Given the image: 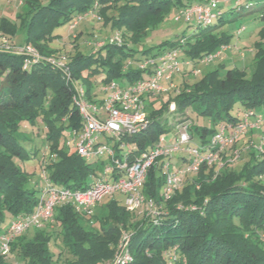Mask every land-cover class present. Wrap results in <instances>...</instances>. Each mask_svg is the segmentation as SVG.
Here are the masks:
<instances>
[{"label":"trees","instance_id":"1","mask_svg":"<svg viewBox=\"0 0 264 264\" xmlns=\"http://www.w3.org/2000/svg\"><path fill=\"white\" fill-rule=\"evenodd\" d=\"M46 2L24 0L27 10L21 28L25 39L19 46L33 47L42 60L25 68V56L0 52V234L16 217L32 213L37 204L43 185L28 186L31 175L25 164L41 166L57 188L83 192L96 179H102L94 170L104 165L103 160L85 161L66 145L83 126L74 99L75 87H86V96L96 104L101 100H94L92 87L108 84L118 75L127 79V84L142 79L143 72L137 65L144 59L136 55L151 50L139 52L135 46L169 15L188 23V29L157 45L159 52L151 53L150 59L165 51L181 53L178 63L191 66L181 65L178 73L182 75L198 71L204 58L231 43L227 30L238 17L257 11L252 19L256 22L255 39L246 47L250 52L247 57L254 60L252 70L247 74L248 65L226 64L224 69L216 67L198 79L187 75L174 90L144 95L149 126L135 136H125L126 146H134V155H139L154 145L166 125L175 130L187 122L193 143L204 146L221 126L233 127L247 110L262 117L259 128L264 138V0L260 5L252 0H227L218 5L217 15L208 23L180 17L182 11L204 0ZM83 18L95 22L101 19L117 42H106L89 54L86 51L92 46H84L86 39L81 48L64 47L67 56L63 55V70L45 62L56 58L58 51L53 46L58 37L53 30ZM192 20L196 22L194 27L190 25ZM243 31L244 26L237 27L235 39ZM0 32L15 45L14 25L2 20ZM165 45L171 49L165 50ZM170 103L175 105L172 112ZM236 104L241 108L233 114ZM248 157L253 166L243 164L239 170L233 164L222 165L217 172L201 166L196 179L189 184L182 181L180 190L171 192L167 201L162 197L165 178L160 160L148 171L142 194L156 207H163L162 215L149 213L136 221L132 212L112 196L101 219L94 212L92 219H87L69 204L56 206L51 222L32 227L35 233L30 240L25 236L28 230L15 237L10 254L6 259L0 257V264H54L61 255L64 257L59 264H111L121 234L126 232L132 259L125 264H264V150L256 148ZM181 160L186 161L183 157L170 158L171 164ZM6 219L10 221L6 223ZM82 219L86 220L83 225ZM51 241L60 242L54 255L49 253Z\"/></svg>","mask_w":264,"mask_h":264},{"label":"built area","instance_id":"2","mask_svg":"<svg viewBox=\"0 0 264 264\" xmlns=\"http://www.w3.org/2000/svg\"><path fill=\"white\" fill-rule=\"evenodd\" d=\"M8 1V0H7ZM227 0H204L201 5L187 8L180 13L185 21L195 17L199 22H210L217 15L216 9L220 3ZM80 19H77V21ZM77 21L72 23L74 28ZM10 40L0 34V52H9L26 57L24 67L27 68L31 62L41 61L42 58L37 51L26 45L16 48ZM223 48H221L222 50ZM17 50V51H15ZM221 50L210 54L203 59V64H209L217 60ZM174 50L165 51L155 59L146 58L139 62L137 68L144 73V77L130 84H120L114 80L110 81L104 89V97L95 105L89 104L82 87L76 86L74 99L77 101V109L81 116L83 126L80 131L72 134L67 146H72L77 155L85 161L103 160L106 158L112 168H106L104 176L112 174L114 177L111 184L103 178L98 180L89 188L73 191L67 188H57L52 185L47 174L43 170L39 174L43 187L40 191L37 204L32 213L16 217L11 221L6 230L0 234V257L6 259L10 254L11 242L30 228H40L51 222L56 206L72 205L75 210L86 218L93 215L97 203L104 196H113L119 193L123 196V205L128 212H135L145 206L150 213L159 214L157 207L152 200L146 199L142 194V188L146 175L153 165L160 160L161 170L164 174L165 183L162 192L164 200H168L171 192L179 189L183 179L188 174L197 173L201 166L213 167L223 154L225 148L241 138L248 130L257 128L262 117L255 111L239 115V121L232 127L221 126L210 136L206 145L202 146L193 143L189 134V122L175 128V140L165 143L158 138L154 145L139 155H134L136 148L130 146L131 150L125 155H118L126 144L123 141L125 136L131 137L143 132L149 126L146 114L144 95L156 96L164 93L161 83H167L180 70L181 64L176 57ZM65 58H48L45 62L51 66L63 70ZM197 74L198 71H193ZM101 138L112 140L114 145L104 142ZM264 140L258 150L264 147ZM173 151L187 152L188 159L182 165L172 168L170 158H173ZM237 158V157H236ZM219 167L222 164L218 165ZM130 235L121 234V239L115 254L113 264H125L131 261L128 251ZM173 256L169 255L170 260ZM20 264V263H14Z\"/></svg>","mask_w":264,"mask_h":264},{"label":"rangeland","instance_id":"3","mask_svg":"<svg viewBox=\"0 0 264 264\" xmlns=\"http://www.w3.org/2000/svg\"><path fill=\"white\" fill-rule=\"evenodd\" d=\"M39 2H41L43 5H45L47 2L46 0H38ZM253 3L259 4L261 3V1L263 0H252ZM260 5V4H259ZM27 10V5L24 3V0H0V22L2 20H6L8 21L10 24L14 25L15 27V33H14V37H12L13 41L15 42V45L13 44L12 46L19 48L20 45H22V43L24 42L25 39V31L23 28H21L22 23H23V19H24V12ZM258 12L254 11L252 14L247 15V16H243V17H238L232 24L229 25V34H231L232 38H231V43L229 45H225L224 47H222L223 49L221 50V53L219 55V57L217 58V60H214L213 62H211L209 65H198L197 66V70L198 73L197 74H193V73H184V74H176L174 75L169 82L165 83H161V85H163V88H170L171 90L176 89L182 82L183 80L187 79V75H189L191 78H195L198 79L200 78L206 71H211L214 70L216 67L219 68L220 70L224 69V65H226L227 63L230 62V65H232L233 63H238L239 61H246L245 64L248 65L247 66V74H249L252 70V64L254 63L253 58H248L247 57V53L250 54L248 48L249 43L252 42L255 39V29H256V22L253 21L252 19L257 17ZM226 17V14H225ZM98 20V22H95L93 19H88V18H83L82 20H80L78 22V24L74 27L71 28V26L69 24H64L61 25L60 27L56 28L55 30H53V34L58 35V37L56 38V40L53 42V46L57 48V53L55 54V56L61 57V56H67V54L65 53V49L69 48V47H73L74 45L77 47L79 46V48H81V44L82 41L84 42V40L86 39V41L88 40V42L83 43L84 46H92L91 48L87 49V54L91 53V52H95L96 50H98L99 48H101L104 43L106 42H117L116 38H111V31L109 29H107L106 25L103 24V21L101 19H96ZM196 22L195 20H192L190 22L191 26H195ZM188 23H184L182 21H175L172 19V17L167 16L165 18V20H163L159 25H157L156 27L150 29L139 41V43L137 44V46H135L136 49H138L139 52L144 51V50H151L150 52H148L146 55H141V54H137L136 57L139 59H146V58H150L151 53H158V49H156L155 47L165 41H171L173 40L176 36L180 35L181 32L183 30L188 29ZM240 26H244V31L241 34V36L239 37V39H235L234 37V33L236 32L237 27ZM228 29V28H226ZM82 31L83 33L79 34V36H77V32ZM1 33V32H0ZM3 36L5 37H9L6 34L1 33ZM89 34V35H87ZM235 40H237V42L235 43ZM165 50H170V46L169 45H165L164 46ZM17 51V50H15ZM225 52H230L232 59L229 60L226 57H224ZM9 53H13L12 51H9ZM182 54L178 53L176 54V57H180ZM224 60H226V62H224ZM218 64H222L219 65ZM181 65H185L184 68H186V64H181ZM187 67H191V66H187ZM125 68L121 69V74L125 73ZM144 75V73L142 74ZM184 77V78H182ZM113 80H115L118 83H126L128 80L125 78H122V76H115L113 78ZM107 82L99 85V86H95L92 87V94L96 95V98H94V100L100 99L102 100V98L104 97V89L106 88ZM84 89H86V87H84ZM86 100L89 101V98L86 96ZM89 104L91 105H95L92 102L89 101ZM97 104V103H96ZM175 108V105L173 103H170L168 106L169 112H172ZM241 106L239 104H236L234 107V111L233 114L236 113L237 109H240ZM167 119H170L167 118ZM170 122V121H169ZM232 127L229 126L228 131L231 132ZM251 130V129H250ZM249 131V130H248ZM247 133V134H246ZM241 138L240 140L232 143L230 146H228L227 148H225V150L223 151V154L221 156H219L218 162L211 168H213L212 170L214 172H217L218 168H219V164L226 166V164L230 165L233 164L234 168L236 170H239L240 167L244 164H249V160H248V154L249 152L252 151H256V148H258L259 146L262 147L261 143L264 140L262 134H257L256 136L251 135L250 132H246ZM176 137V132L173 128H171V126L168 124L164 127V130L160 133L159 138H162L164 140L165 143H170L171 141L174 140V138ZM104 142L109 143L111 146L114 145L112 140H106L105 138H101ZM70 140V139H69ZM71 141V140H70ZM264 143V142H263ZM71 145H74V141L70 142ZM28 147V145H27ZM246 148V150H244ZM255 148V150H254ZM131 150L130 147H124L123 150L117 152L118 155H125L126 153H128ZM264 150V147L262 148L261 152ZM241 153V155H240ZM173 158H176V160L180 157H183L184 159H188V154L187 152H183V151H173L171 153ZM237 157V158H236ZM47 159V157H46ZM89 162V161H88ZM104 165L98 166L95 170H94V174L97 177L103 178L105 181H108L109 184H111L113 182L114 177H111L112 174H108L107 176H104L103 173L105 171V167L106 168H112L111 164L109 163V161L104 158L103 159ZM186 162L185 160H181V163L177 161L173 162L171 164L172 168H176L180 165H182V163ZM25 170H27V172H29V174L31 175L29 178V182H28V186L30 187L33 183L37 184L36 188H40L43 185L42 180H40L39 178V174H41V172L43 171V169L41 168V166L39 165H33L32 163H28L24 165ZM35 166V167H34ZM253 165H250V167H252ZM204 173V172H203ZM159 173H157L158 175ZM198 174V172H197ZM197 174H188L185 179L183 180V182L189 184L190 182H192L193 180L196 179ZM96 177L89 179L88 182L89 183H93ZM163 185V184H162ZM162 187V186H161ZM182 187V186H181ZM180 187V188H181ZM162 189V188H161ZM180 190V189H179ZM115 200H119L123 203V197L118 194L115 193L112 196ZM111 196H104L102 199H100V201L97 203V206L94 209V216L97 217V219H101L103 218V216H105L106 214V207L107 205L110 203V201L113 199ZM157 210L158 212L162 215L164 210L163 207H159L157 206ZM150 212L149 210H146L145 206L141 207L139 210L135 211L132 213V217L135 218L136 221L138 220H143L145 215H148ZM91 217H88L87 219H90ZM92 219V218H91ZM9 219H6V223L9 222ZM86 220L82 219L80 221V224L83 225V223ZM35 230L34 228H30L25 236L28 240H30L34 235ZM60 245V242L58 241L56 244L51 241L49 243V253L51 255H54L57 253V248ZM64 255H61V259L58 262H54V264H59L62 259H63ZM115 260V258H114ZM114 263V261H113ZM111 263V264H113ZM109 264V263H106Z\"/></svg>","mask_w":264,"mask_h":264},{"label":"crops","instance_id":"4","mask_svg":"<svg viewBox=\"0 0 264 264\" xmlns=\"http://www.w3.org/2000/svg\"><path fill=\"white\" fill-rule=\"evenodd\" d=\"M224 57H226L227 59H229V60H231L232 59V56H231V53L230 52H225V55H224ZM224 62H226V60H224ZM229 63H227V65H230V62L231 61H228ZM245 62L246 61H239L238 63H233L232 62V65H239V64H244V65H246L245 64ZM260 126V125H259ZM261 130L262 129H260L259 127H257V128H253V129H251V130H249V132L251 133V135H253V136H256L257 134H260L261 133ZM247 134V133H246ZM245 134V135H246Z\"/></svg>","mask_w":264,"mask_h":264}]
</instances>
